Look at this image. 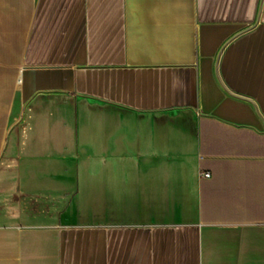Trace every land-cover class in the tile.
Here are the masks:
<instances>
[{
	"label": "crops",
	"instance_id": "crops-1",
	"mask_svg": "<svg viewBox=\"0 0 264 264\" xmlns=\"http://www.w3.org/2000/svg\"><path fill=\"white\" fill-rule=\"evenodd\" d=\"M0 264H264V0H0Z\"/></svg>",
	"mask_w": 264,
	"mask_h": 264
},
{
	"label": "water",
	"instance_id": "water-1",
	"mask_svg": "<svg viewBox=\"0 0 264 264\" xmlns=\"http://www.w3.org/2000/svg\"><path fill=\"white\" fill-rule=\"evenodd\" d=\"M244 31H245V30H244ZM244 31H242V32H240V33H244ZM240 33H239V34H240ZM239 34H238V35H239ZM235 37H236V36H235ZM232 39H233V38H231L230 40H228V41L222 46L221 50L219 51V53H218V55H217L216 63H215V74H216V78H217L218 82L220 83V85L222 86V88H223V89H224V90H225L230 96L235 97V98H238V99H241V100H244V101L250 103V104L254 107L256 113H258L255 104H254L251 100L246 99V98H242V97H239V96H235V95L231 94L230 92H228V91L226 90V88L222 85V83H221V81H220V79H219V77H218V58H219V56H220V53H221L222 49H223V48H224V47H225V46H226V45H227Z\"/></svg>",
	"mask_w": 264,
	"mask_h": 264
},
{
	"label": "built area",
	"instance_id": "built-area-1",
	"mask_svg": "<svg viewBox=\"0 0 264 264\" xmlns=\"http://www.w3.org/2000/svg\"><path fill=\"white\" fill-rule=\"evenodd\" d=\"M205 177H209V174H205Z\"/></svg>",
	"mask_w": 264,
	"mask_h": 264
}]
</instances>
